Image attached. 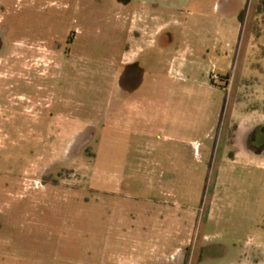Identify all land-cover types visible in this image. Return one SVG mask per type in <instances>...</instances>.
<instances>
[{
	"label": "rangeland",
	"instance_id": "rangeland-1",
	"mask_svg": "<svg viewBox=\"0 0 264 264\" xmlns=\"http://www.w3.org/2000/svg\"><path fill=\"white\" fill-rule=\"evenodd\" d=\"M1 2L0 264H264V0Z\"/></svg>",
	"mask_w": 264,
	"mask_h": 264
},
{
	"label": "crops",
	"instance_id": "crops-1",
	"mask_svg": "<svg viewBox=\"0 0 264 264\" xmlns=\"http://www.w3.org/2000/svg\"><path fill=\"white\" fill-rule=\"evenodd\" d=\"M125 7V6H124ZM133 22L135 24H133V26H130L129 29L132 30V32H137L138 33V38H142V36L146 35L149 33V31L151 30V26H149L145 20H146V17L147 16H150L148 15V13H146V7L142 6V10L137 9V11H133ZM157 14H154L152 16L153 19H156L157 18ZM145 23V24H144ZM135 39L134 42H137L139 39ZM139 47V46H138ZM122 63H125V64H130L131 62H134L136 60V58L139 57V54H138V50L134 49V47L132 46H124L123 50H122ZM49 74V73H48ZM48 74L46 75V77H41L42 80H46L48 77ZM43 84L45 85L41 92H42V97L44 99V103L46 102L45 100V94L48 92V88H49V85H47V83L43 82ZM48 87V88H47ZM47 89V90H46ZM32 97V96H31ZM25 110L23 111H30V113L28 115H26L25 118H23V112H18V111H15V118L11 119L10 120H25L26 123H30L32 125V127H34L35 125H39L40 123L44 124L45 121L48 125V127L50 128V126H52V122L53 121H50V119H46L48 117V109L49 108H46L45 105L42 106L41 110H34V108L32 107V109H28V108H24ZM18 115V116H17ZM137 115H140L139 113ZM45 117V118H44ZM9 120V119H8ZM61 121V120H60ZM62 123L59 122L58 124V129L57 130H53V133L58 135V139H62L64 137L65 134H67L66 132V129L63 127V125H61ZM29 125V124H28ZM52 131V130H51ZM34 131H32V134H33ZM43 138V136H42ZM194 143V147H195V150L196 148L198 147V143L197 142H193ZM205 152H206V155L209 156L210 154V147L209 146H206V149H205ZM48 170V169H47ZM37 172V171H35ZM37 174H45L44 173V170L42 169V171H38ZM38 176V175H37Z\"/></svg>",
	"mask_w": 264,
	"mask_h": 264
},
{
	"label": "flooded vegetation",
	"instance_id": "flooded-vegetation-1",
	"mask_svg": "<svg viewBox=\"0 0 264 264\" xmlns=\"http://www.w3.org/2000/svg\"><path fill=\"white\" fill-rule=\"evenodd\" d=\"M1 10H2V2L0 0V12H1ZM4 20H6V19H0V44H1L0 45V52H1V50L3 48V45H4L3 37L7 33V31H8L7 22L4 21ZM54 48L60 50V49H62V45L58 44L57 46H54ZM39 75L40 74H38V73H31V76L34 77V78H31V80L32 79L34 80L35 78H36V80H38L39 79ZM13 76H15V75H13ZM21 80H22L21 83L15 82V84H11L10 86H12V88H16L17 85H21L20 88L25 89L26 91H24V92H28L29 91V88L26 89L25 86H28V84H29L28 82L29 81L28 80L23 81L24 80L23 78H21ZM32 82L34 83V81H32ZM11 91H13V89ZM0 92H1L0 93V101L2 102V103H0V110L1 111H4V110L5 111L25 110L24 109L25 107L21 103H19V100H22L24 96H22L21 94H11L10 95L7 92H5L4 90H0ZM11 98L15 99L14 103H8V104L7 103H4L5 101L6 102L7 101H10ZM24 99L26 101L27 100L29 101V99H27L26 96L24 97ZM20 123L26 124V121L25 120H8V119H2V120H0V130L5 125H8L9 124V125H14L15 127H17V126H19L18 124H20ZM46 175L47 174H43L42 176H46Z\"/></svg>",
	"mask_w": 264,
	"mask_h": 264
}]
</instances>
